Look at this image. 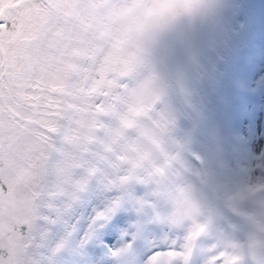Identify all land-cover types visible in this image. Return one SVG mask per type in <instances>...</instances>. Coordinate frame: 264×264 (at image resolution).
Masks as SVG:
<instances>
[{
	"label": "snow or ice",
	"instance_id": "6c2138e0",
	"mask_svg": "<svg viewBox=\"0 0 264 264\" xmlns=\"http://www.w3.org/2000/svg\"><path fill=\"white\" fill-rule=\"evenodd\" d=\"M204 3L0 0V264H264V181L188 179L147 52Z\"/></svg>",
	"mask_w": 264,
	"mask_h": 264
},
{
	"label": "rangeland",
	"instance_id": "374dc122",
	"mask_svg": "<svg viewBox=\"0 0 264 264\" xmlns=\"http://www.w3.org/2000/svg\"><path fill=\"white\" fill-rule=\"evenodd\" d=\"M147 52L167 83L166 102L176 121L172 135L182 146L175 150L189 169L188 179L204 187L200 178L207 170L210 189L221 197L247 187L243 174L230 176L227 167L239 172L256 165L254 184L264 181V158L254 159V136L246 130L249 111L264 96L256 89L264 72V0H205L196 15L155 31ZM194 154L205 163L198 164ZM220 204L227 214L224 201ZM231 219L242 223V217Z\"/></svg>",
	"mask_w": 264,
	"mask_h": 264
},
{
	"label": "bare ground",
	"instance_id": "6f19581e",
	"mask_svg": "<svg viewBox=\"0 0 264 264\" xmlns=\"http://www.w3.org/2000/svg\"><path fill=\"white\" fill-rule=\"evenodd\" d=\"M260 77H261L260 80H257V86L258 87L256 89L258 92H264V72L261 73ZM259 95H262V94L259 93ZM259 100L261 101V103H259V105L257 104L256 106L254 105L255 107L251 111H249L250 113H249L248 121L246 124V130H247V133L249 134V137L254 136L253 137L254 143L252 145V151L254 152V155H253L254 159H257L258 157H259V159L264 158V96L263 97L261 96V99H259ZM250 141H251V139H250ZM222 142H224V141H222ZM230 144H231V142H230ZM216 148L219 150L220 147H216ZM255 153H257V155H255ZM255 156H257V158ZM219 157H222V159ZM218 158L222 162V160L224 158V151L223 150L219 151ZM219 159L216 160L217 163H219ZM223 163H225V162H223ZM223 168H225V167H223ZM226 170L229 171L230 176L237 175V174L239 176L242 173L244 176L245 183H246L247 187L255 185L254 184L255 181L259 180L258 177H259L260 168L256 165L254 166L253 170H251V171H244L243 170V171L237 172L236 170L232 171V168L228 169V167L226 168ZM244 172H246V173L244 174ZM219 173H221L220 169H219ZM262 175L264 176V173H262ZM228 185H230V184L228 183ZM245 205L246 206H245L244 210L246 212H250L252 209H254L256 207L255 203L251 200H249L248 203Z\"/></svg>",
	"mask_w": 264,
	"mask_h": 264
}]
</instances>
